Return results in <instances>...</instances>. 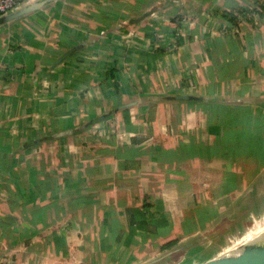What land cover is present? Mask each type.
I'll list each match as a JSON object with an SVG mask.
<instances>
[{
    "label": "crops",
    "instance_id": "0c3cea01",
    "mask_svg": "<svg viewBox=\"0 0 264 264\" xmlns=\"http://www.w3.org/2000/svg\"><path fill=\"white\" fill-rule=\"evenodd\" d=\"M203 102L264 128V0H59L1 27L0 264H168L263 208L264 164L249 182Z\"/></svg>",
    "mask_w": 264,
    "mask_h": 264
},
{
    "label": "trees",
    "instance_id": "16d2710c",
    "mask_svg": "<svg viewBox=\"0 0 264 264\" xmlns=\"http://www.w3.org/2000/svg\"><path fill=\"white\" fill-rule=\"evenodd\" d=\"M238 13H222V17L225 16L229 23L236 24L239 16L247 15L246 10H240ZM108 19H110V16H108ZM201 104H204L203 106L205 107L215 106V108H210L206 111L209 114V120L221 123L224 126L225 139L223 144L229 145L230 149L236 152L237 163H241L245 167L249 166V169L244 174L247 175L249 182L252 181L259 174V170L264 164V128L259 124H256L253 128L250 107L248 106L230 107L228 104L226 106L206 102ZM213 217L214 212L210 208L198 209V214L189 221L193 227H205L207 223L211 222ZM175 244L176 241H170L165 244V248H170Z\"/></svg>",
    "mask_w": 264,
    "mask_h": 264
},
{
    "label": "rangeland",
    "instance_id": "374dc122",
    "mask_svg": "<svg viewBox=\"0 0 264 264\" xmlns=\"http://www.w3.org/2000/svg\"><path fill=\"white\" fill-rule=\"evenodd\" d=\"M261 191L264 192V185ZM239 193L237 195H241V189ZM253 197L251 198L252 200ZM257 200L262 202L259 199ZM253 201H256V199ZM245 208L243 204L238 203L232 204L228 211L223 208L215 227L216 229L215 231L213 230L214 235L211 241L206 242V239L204 240L203 238L197 239L194 243L197 245L193 249H186L176 255L174 260L168 264H205L206 262H212L211 264H213L214 261H217L215 264H221L224 256L230 254V249L236 248L235 245H239L237 242L264 216V207L259 208V211H255L258 209L257 202L253 206L246 204ZM239 215L244 217L239 219ZM206 237L210 236L206 235ZM240 246L242 245L240 244ZM222 252L227 254H221Z\"/></svg>",
    "mask_w": 264,
    "mask_h": 264
},
{
    "label": "water",
    "instance_id": "95a60500",
    "mask_svg": "<svg viewBox=\"0 0 264 264\" xmlns=\"http://www.w3.org/2000/svg\"><path fill=\"white\" fill-rule=\"evenodd\" d=\"M59 0H35L32 3H28L23 7L16 9L10 13L0 15V28L12 24L16 21L21 20L27 15L33 14L44 7L53 4ZM178 101H223L221 99L204 97L190 94H180L169 97ZM238 254H251L257 257L260 261L264 260V235L244 243L242 246L237 248ZM212 262H206L205 264H211Z\"/></svg>",
    "mask_w": 264,
    "mask_h": 264
},
{
    "label": "bare ground",
    "instance_id": "6f19581e",
    "mask_svg": "<svg viewBox=\"0 0 264 264\" xmlns=\"http://www.w3.org/2000/svg\"><path fill=\"white\" fill-rule=\"evenodd\" d=\"M264 215V214H263ZM261 235H264V216L262 219H260L252 228L249 229L248 232L244 235L242 239H240L237 244L238 246L243 245L244 243H247L249 241H252ZM238 246L235 245L237 248ZM236 248L230 249V254L224 256V259L221 260V264H264V260L260 261L257 257L251 255V254H238L236 251ZM233 249V251H232ZM225 251V250H224ZM221 254H227L225 252H222ZM219 254V255H221ZM215 255V254H213ZM209 261V260H208ZM217 261H214L213 264H215Z\"/></svg>",
    "mask_w": 264,
    "mask_h": 264
},
{
    "label": "built area",
    "instance_id": "2783aa9c",
    "mask_svg": "<svg viewBox=\"0 0 264 264\" xmlns=\"http://www.w3.org/2000/svg\"><path fill=\"white\" fill-rule=\"evenodd\" d=\"M34 1L35 0H0V15L10 13L16 9L23 7L24 5H26L28 3L34 2ZM260 6H261V8H259L258 11L261 10L260 12H262L263 3H260ZM255 15L256 14L248 13L246 15V18L252 19V18H254L253 16H255ZM175 20L177 22L176 23L177 25L189 26L192 19L190 16L183 14L182 16L177 17ZM179 36L180 35L177 31L175 34L173 33V38L171 39V41L167 42L169 40V38H167L163 34H161V35L159 34L157 42H161L163 44H166L168 50H176L177 49L176 41H177Z\"/></svg>",
    "mask_w": 264,
    "mask_h": 264
}]
</instances>
